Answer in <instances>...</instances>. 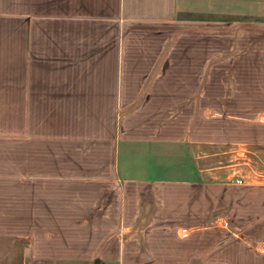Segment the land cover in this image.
<instances>
[{
  "label": "rangeland",
  "instance_id": "obj_1",
  "mask_svg": "<svg viewBox=\"0 0 264 264\" xmlns=\"http://www.w3.org/2000/svg\"><path fill=\"white\" fill-rule=\"evenodd\" d=\"M114 2L0 0V264H122L124 245L172 228L174 245L193 252L180 264H264V66L243 62L259 31L204 22L197 46H174L160 38L175 30L125 28ZM147 90H186L172 106H192L204 152L229 172L230 135L250 139L245 178L160 192L120 180L119 140ZM243 90L247 108L233 100ZM133 191L136 207H125Z\"/></svg>",
  "mask_w": 264,
  "mask_h": 264
},
{
  "label": "crops",
  "instance_id": "obj_2",
  "mask_svg": "<svg viewBox=\"0 0 264 264\" xmlns=\"http://www.w3.org/2000/svg\"><path fill=\"white\" fill-rule=\"evenodd\" d=\"M105 1L112 0H96V2ZM114 3L115 10L121 16L125 28L146 25L151 28H148L149 31L175 30L179 32V35L192 32L196 36L192 39H190L191 35L186 39L179 38V35L171 38L165 32L160 39L170 38L175 41L174 46H182L185 43L188 46H197L196 31H202L204 22H230V25H234L233 27H243L244 30L249 31L258 30L257 43L253 45L250 42L246 43L247 46H253L254 51L257 48V54L255 56L250 53V57H244L243 62L257 60L264 66V0H115ZM159 42L156 41L154 45L160 44ZM182 60L192 62L193 57L191 56L189 61L187 58ZM194 61H201V59L194 57ZM238 91L240 90L236 91L237 95ZM243 91V96H234L233 100L237 103L243 102L245 107L244 96L248 98L250 96L245 90ZM147 93L151 98L146 99L136 110V114L132 115L133 120L126 128H131L130 133H126L119 140L116 173L120 180L137 191L146 187L147 191L160 192L164 187L170 189L177 184L193 187L206 183L216 184L215 182L227 177H230V181L245 178L246 173L241 174L240 160L244 159L246 151H250V139L244 137V141L239 145L235 137L230 135L229 172L218 165L219 158L215 152H204L203 141L197 136L199 132L196 129L193 130V122L197 115L195 113L192 117L189 114L192 106H182L179 109L172 106L175 98L189 95L186 90H182L180 94L174 92L173 96L169 93L167 97L164 90H147ZM260 95L262 97L263 93ZM192 97L195 99V92ZM261 101L263 104L264 99ZM144 119L147 120L146 124L142 122ZM247 119L244 112L242 116L230 114V127L240 123L244 125ZM259 119L260 123L264 122V114ZM151 128L153 133L149 132ZM258 148L259 158L264 159V133L259 136ZM242 150L244 156H241ZM136 194L137 192H132L130 196L132 199L125 201V207L133 201L136 207V196H138ZM125 212L128 211L125 210ZM133 216V221L151 224L150 215H144L141 218L136 214ZM174 229L168 232L152 229L147 234L144 245L136 244L135 241L124 245L123 255L131 254V256L122 260V264H180V257H186L193 252L183 251L174 245V241L180 239L176 235L178 229L176 231ZM188 233L186 229H183L181 237L185 238ZM138 255H140L139 259ZM127 260L130 263H126Z\"/></svg>",
  "mask_w": 264,
  "mask_h": 264
},
{
  "label": "built area",
  "instance_id": "obj_3",
  "mask_svg": "<svg viewBox=\"0 0 264 264\" xmlns=\"http://www.w3.org/2000/svg\"><path fill=\"white\" fill-rule=\"evenodd\" d=\"M238 181V180H237ZM239 182V181H238Z\"/></svg>",
  "mask_w": 264,
  "mask_h": 264
}]
</instances>
